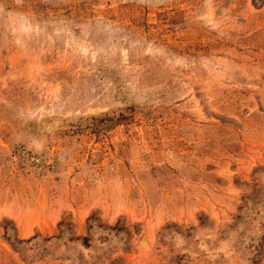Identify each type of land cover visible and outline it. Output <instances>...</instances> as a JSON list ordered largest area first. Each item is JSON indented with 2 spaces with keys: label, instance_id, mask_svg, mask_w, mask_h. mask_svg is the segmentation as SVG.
Here are the masks:
<instances>
[{
  "label": "rangeland",
  "instance_id": "1",
  "mask_svg": "<svg viewBox=\"0 0 264 264\" xmlns=\"http://www.w3.org/2000/svg\"><path fill=\"white\" fill-rule=\"evenodd\" d=\"M0 264H264V0H0Z\"/></svg>",
  "mask_w": 264,
  "mask_h": 264
}]
</instances>
